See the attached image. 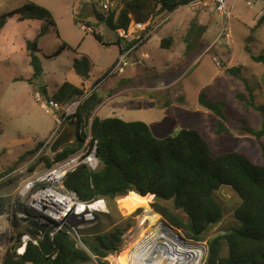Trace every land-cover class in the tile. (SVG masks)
I'll return each mask as SVG.
<instances>
[{
    "label": "rangeland",
    "instance_id": "obj_1",
    "mask_svg": "<svg viewBox=\"0 0 264 264\" xmlns=\"http://www.w3.org/2000/svg\"><path fill=\"white\" fill-rule=\"evenodd\" d=\"M26 1L34 2L52 14L57 33L42 20L18 22L16 17L8 19L0 30L1 172L9 168L13 171L27 162L29 163L27 166H30L41 155L53 156L49 151L53 140L71 120L76 119L66 118L58 133L43 147L57 124L52 114L45 112L35 101L33 94L35 91L41 92L39 87H44L47 97L52 98L65 81L83 87L84 91L94 89L103 101L95 110L98 118L113 115L124 121L143 122L156 138H164L180 129H194L207 141L214 153L239 152L255 164H264V136L257 141L251 134L242 130V127L258 130L264 121L261 113L244 105L249 99V93L253 96L254 105H264V65L254 62L251 58V55H259L264 51V21L251 32L256 25L253 17L263 5L260 0H228L231 2V16L227 19L231 35L229 44L217 39L220 32L217 24H222L223 20L216 13L212 0H196L186 7L183 6V10L179 8V12L175 14L173 12L164 17L154 18L150 21L151 29L161 24L162 27L172 26L177 18L189 13L192 8L190 5L194 7L195 4L200 6L205 3L203 6L213 15L215 23L208 25L204 37L202 34L201 47L191 43L186 50L187 33L192 36V33H198V27H202L197 24L196 17L193 20L196 24L189 21L186 33L177 32L172 37L171 46L176 47L178 53L172 56L171 64L163 65L159 61L153 64L150 60L153 65L148 64L147 60L146 64L138 62L137 47L129 58L130 65L125 72L112 77L107 76V71L113 65L115 57L119 55L117 45L113 44L116 36L103 22H96L90 12L91 5L98 9L101 0H0V15L22 7ZM247 2L251 3L252 8L246 5ZM121 7L120 4L116 11L118 12ZM41 29H45V33L38 40L39 51L35 55L41 63L43 72L40 78L32 80L31 83L28 80L32 78L33 71L29 65L26 45L36 38ZM93 29L102 36L103 41L111 45H100L91 34ZM61 43L68 44L72 50H65L54 58H46ZM149 43L155 51L154 44ZM160 52L163 54L161 58L167 61L169 53L164 50ZM81 55L90 58L88 81L87 77L81 79L76 76L72 69L73 60L80 58ZM154 65L155 68L149 69ZM226 68H238V77L226 72ZM172 78L176 84L167 88ZM149 85L158 89L141 90ZM201 93H204L213 105L220 107L225 119L200 106ZM238 94H243L244 102L237 99ZM79 98L61 103L62 109L71 106ZM63 110L57 112V115L63 117ZM220 123L224 125V130L218 133L217 126ZM38 143H42V146L36 154L23 160L19 159ZM27 166L23 173L15 176L13 182L0 185L1 197H14L18 183L29 173V170H26ZM41 168L42 164L35 170ZM214 197L223 208V218L208 229L200 242H194L156 213L151 207L153 197L139 198L132 193L118 199L117 202L106 199L107 213L99 215L94 223L86 225L78 236L73 235L72 238L78 248L87 250L82 242L83 237L107 233L117 226L127 228L121 236L117 253L110 255L105 264H132V252L137 243L153 232L158 224L163 223L184 244L193 247L203 246L205 251L199 264H204L209 241L238 224L234 218V210L240 203L237 194L230 187L221 186L214 192ZM160 203L168 206V203L162 201ZM12 236L13 232L10 229L0 236V246L3 250L16 243L15 240H11ZM226 254L227 250L224 247L221 255ZM84 264L99 263L91 256V261Z\"/></svg>",
    "mask_w": 264,
    "mask_h": 264
},
{
    "label": "trees",
    "instance_id": "obj_2",
    "mask_svg": "<svg viewBox=\"0 0 264 264\" xmlns=\"http://www.w3.org/2000/svg\"><path fill=\"white\" fill-rule=\"evenodd\" d=\"M115 1L114 9L103 22L114 34L117 29H127L131 22L148 23L146 31H150L152 27L150 21L154 18L171 14L194 0ZM120 4L122 7L117 12ZM12 17H16L18 21L42 20L57 33L52 14L34 2L26 1L22 7L1 14L0 30ZM263 21L264 13L257 19L251 32ZM204 30V27H198V33H192V36L187 33L186 50L191 43L198 47L203 45L201 42ZM44 33L45 29H41L36 38L26 45L29 65L33 71L32 78L28 80L31 83L32 80L40 78L43 72L35 53L39 51L38 40ZM91 34L100 45H111L103 41L96 30L93 29ZM172 40L171 36L163 38L160 43L161 49H169ZM113 44L118 45L120 51L123 47L131 46L125 45L117 36ZM65 50L72 48L66 43H61L46 58L57 57ZM247 52L250 53L249 50ZM251 58L254 62L264 65V51L259 55H251ZM72 69L76 76L85 79L90 73L89 58L81 55L80 58L74 59ZM225 71L238 77V68H226ZM97 84L98 82L95 83ZM38 89L47 96L44 87ZM246 89L249 90L248 87ZM83 93V87L65 81L52 98L59 103H66L82 96ZM236 97L239 101H245L243 94ZM252 99L253 96L249 93V99L244 105L255 109L264 117V105H254ZM101 101L93 90L79 104L75 114L69 117L76 119L78 123L75 141L52 157L39 156L29 166L28 172L40 164L43 167H50L75 153L81 147L87 137V129L90 128V135L96 141L95 156L99 168L92 172L84 165L78 166L64 180L67 190L75 192L84 201L103 198L117 202L129 193L139 198L153 196L151 207L156 213L194 242H200L208 229L222 220L223 208L215 199L214 192L221 186H228L240 199L234 210V218L238 224L209 241L204 264H264V164H255L239 152L214 153L207 141L194 129H180L164 138H156L143 122L124 121L115 116L103 119L92 117ZM199 104L217 117L225 119L220 107L213 105L204 93L199 95ZM223 130L224 125L220 123L217 132L221 133ZM242 130L260 141L264 136V121L258 130L249 127H242ZM41 146L42 143H38L19 159L23 160L36 154ZM11 170L12 168L5 172L0 171V176ZM14 179L15 177H12L6 182H13ZM161 201L168 203V206L162 205ZM15 204L16 206L13 202L12 205V198L0 197V212L13 206L12 208L22 210L28 215L26 225L12 220L11 240L17 241L24 232L35 235L40 231L44 234L37 245L28 243L21 256H16L13 246H9L2 264H84L91 261V256L97 263L105 264L110 255L117 253L121 236L127 229L117 226L107 233L85 236L82 242L87 250H83L78 248L74 239L64 231H59L50 240L47 236V227L36 219L38 214L17 202ZM224 247L227 254L222 256ZM54 253L56 256L52 259L51 255Z\"/></svg>",
    "mask_w": 264,
    "mask_h": 264
},
{
    "label": "built area",
    "instance_id": "obj_3",
    "mask_svg": "<svg viewBox=\"0 0 264 264\" xmlns=\"http://www.w3.org/2000/svg\"><path fill=\"white\" fill-rule=\"evenodd\" d=\"M216 13L224 20L219 28V40H223L225 44H229L231 36L227 27V19L230 17V8L228 0H212ZM115 0H101L98 7L99 11L106 16L114 9ZM248 5H250L248 3ZM146 24L130 23L127 29H117L116 36L123 41L125 45L131 44L130 47L120 51L115 62L107 73V76L123 74L129 65V58L133 51L139 47L150 35V31H146ZM98 85V84H97ZM96 85V86H97ZM94 89L84 91L79 100L73 102L71 106L62 109L61 103L44 96L41 92L35 91L33 97L45 112L51 113L57 126L48 140L43 144L46 146L52 138L58 133L63 121L73 116L79 104L84 101ZM60 110L64 111V116L57 115ZM96 141L92 139L90 133L84 139L81 147L66 159L53 164L50 167L33 170L18 183L15 189V195L12 198V205L15 202L22 205L26 209L32 210L38 214V221L47 227V236L50 240L59 231H64L71 237L78 236L84 230L86 225H91L96 221L99 215L107 213V202L103 198H93L88 201L81 200L75 192L67 190L64 186L66 176L75 170L78 166L84 165L89 171H96L99 168L98 160L95 156ZM28 162L17 167L15 170L0 176V185L8 179L15 177L25 171ZM29 168V165L27 166ZM26 168V170H28ZM13 207V206H12ZM0 212V236L9 229L12 232V220H16L21 225H26L28 215L26 212L14 208ZM43 232L35 235L24 232L13 246L16 256H21L25 252L28 243L37 245L43 238ZM11 246V245H10ZM8 249V248H7ZM6 249V250H7ZM6 250L0 246V264H2ZM56 254H52L54 259Z\"/></svg>",
    "mask_w": 264,
    "mask_h": 264
},
{
    "label": "crops",
    "instance_id": "obj_4",
    "mask_svg": "<svg viewBox=\"0 0 264 264\" xmlns=\"http://www.w3.org/2000/svg\"><path fill=\"white\" fill-rule=\"evenodd\" d=\"M196 0H194V1H192L191 3H193V2H195ZM262 2V1H261ZM191 3H189V4H191ZM228 3H229V8H230V13H231V2L230 1H228ZM248 3L250 4V5H248ZM188 4V5H189ZM262 7L259 9V11H258V13L256 14V15H254V21H257V19L264 13V2H262ZM187 5V6H188ZM203 5H205V3H202L200 6L199 5H197V4H195L194 5V7H193V5H190L192 8L189 10V13H187L186 15H182L181 17H179V18H177V20H176V22H174L173 24H172V26L171 25H168V26H166L165 25V27H162V24L161 25H159V27H158V25H156L154 28H152L151 29V33H150V35L146 38V40L138 47V50L139 51H137L136 53H138V57H136V61H138V62H143V63H145L146 62V60H147V63L148 64H151L150 62H152L153 64H157V62L159 61L160 62V64H171L172 62H173V57L172 56H175L174 54H177L178 52V50H177V48L175 47H173V46H171V48H169V49H161V47H160V43H161V40L163 39V38H166V37H168V36H171V37H174L175 35H176V33L177 32H179V33H183V32H187V30H186V26H188V23H189V21H193L194 20V18L196 17V19H197V24L199 25H201L202 27H204V33H203V37H204V34H205V31H208V25L211 23H215V19H213V15L212 14H210L209 12H208V10L207 9H205L204 8V6ZM246 5L249 7V8H252V5H251V3L250 2H247L246 3ZM203 6V7H202ZM184 7H186V6H184ZM184 7H180V8H182V10L184 9ZM179 12V8L177 9V10H175L174 11V13L173 14H175V12ZM172 14V13H171ZM260 15V16H259ZM231 16V15H230ZM219 20H220V18H219ZM222 20H224L223 18H222ZM18 21V20H17ZM28 21H30V20H28ZM19 22V21H18ZM193 22H195V21H193ZM220 25L221 24H217V26L220 28ZM167 34V36H165ZM231 36V35H230ZM179 38V37H178ZM230 41H231V39H230ZM149 42H152L153 44H154V46H155V51H154V48H152V45L149 43ZM117 54H119V52H120V47L117 45ZM160 50H164V51H166V52H168L169 53V58L167 59V61H165V59L164 58H161V55H163L162 54V52H160ZM134 52V51H133ZM177 52V53H176ZM117 54H116V56H117ZM136 55V54H135ZM87 56V55H86ZM88 57V56H87ZM89 58V57H88ZM115 58H117V57H115ZM90 59V58H89ZM116 60V59H115ZM115 60H114V62H115ZM149 60H150V62H149ZM113 62V63H114ZM146 64V63H145ZM147 64V65H148ZM153 64H151V65H153ZM129 65H130V62H129ZM128 65V66H129ZM148 66H150V65H148ZM156 67V65H154V66H152V67H150L149 69H152V68H155ZM168 67V66H167ZM145 69H147V67L145 66L144 67ZM148 69V70H149ZM124 72H125V70H124ZM123 72V73H124ZM88 78L90 79V77L88 76ZM88 78H86L87 79V81L89 80ZM174 84H176V82H174V80H173V78H172V82H170L168 85H167V88H169V87H171V86H173ZM86 88V87H85ZM156 89H158L157 87H151L150 85L149 86H144L143 87V89L141 88V90H144V91H153V90H156ZM86 91V90H85ZM103 103V101L101 102V104ZM101 104H99V106L101 105ZM98 107V106H97ZM96 110V109H95ZM93 116H96V112L94 111L93 112ZM109 117H113V115H111V116H109ZM104 118H107V117H104ZM100 119H103V118H100ZM88 133H90V128H88ZM1 197V196H0Z\"/></svg>",
    "mask_w": 264,
    "mask_h": 264
},
{
    "label": "bare ground",
    "instance_id": "obj_5",
    "mask_svg": "<svg viewBox=\"0 0 264 264\" xmlns=\"http://www.w3.org/2000/svg\"><path fill=\"white\" fill-rule=\"evenodd\" d=\"M156 248H164L168 252L166 264H199L203 255L204 247H193L184 244L180 238L175 236L163 223L141 239L132 252V264H158L159 261H148V256Z\"/></svg>",
    "mask_w": 264,
    "mask_h": 264
},
{
    "label": "water",
    "instance_id": "obj_6",
    "mask_svg": "<svg viewBox=\"0 0 264 264\" xmlns=\"http://www.w3.org/2000/svg\"><path fill=\"white\" fill-rule=\"evenodd\" d=\"M91 13L96 22H104V15L94 5H91ZM77 126V121L71 120L68 125L62 131L59 132V134L55 137L49 148V151L52 155L58 153L63 147L75 141V139L77 138V133L75 131ZM168 258V252L164 248H156L148 256V261L149 263H151V261L157 260L159 261L158 264H166Z\"/></svg>",
    "mask_w": 264,
    "mask_h": 264
},
{
    "label": "flooded vegetation",
    "instance_id": "obj_7",
    "mask_svg": "<svg viewBox=\"0 0 264 264\" xmlns=\"http://www.w3.org/2000/svg\"><path fill=\"white\" fill-rule=\"evenodd\" d=\"M78 129H79V128H78V126H77V128H76V130H75V131L77 132V131H78Z\"/></svg>",
    "mask_w": 264,
    "mask_h": 264
}]
</instances>
